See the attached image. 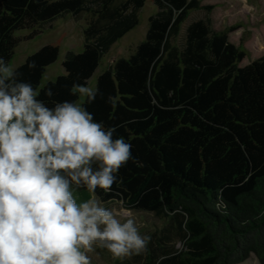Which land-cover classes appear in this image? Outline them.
Wrapping results in <instances>:
<instances>
[{
    "label": "trees",
    "instance_id": "obj_1",
    "mask_svg": "<svg viewBox=\"0 0 264 264\" xmlns=\"http://www.w3.org/2000/svg\"><path fill=\"white\" fill-rule=\"evenodd\" d=\"M146 1L0 0V57L9 63L22 41L61 16L83 18V49L66 51L64 73L41 83L60 54L52 43L13 68L49 107L77 103L72 85H88L102 56L139 23ZM152 1L145 39L97 76L103 95L81 101L106 129L116 127L114 138L131 144L136 162L119 170L109 191L73 186L77 203L96 198L130 211L150 240L123 257L94 246L91 264H240L253 254L264 264V53L239 65L246 52L213 28L212 3ZM192 9L203 15L176 43Z\"/></svg>",
    "mask_w": 264,
    "mask_h": 264
},
{
    "label": "clouds",
    "instance_id": "obj_2",
    "mask_svg": "<svg viewBox=\"0 0 264 264\" xmlns=\"http://www.w3.org/2000/svg\"><path fill=\"white\" fill-rule=\"evenodd\" d=\"M17 75L0 57V264H91L94 246L114 257L145 250L150 237L133 219L121 222L98 199L77 203L73 195V186L111 190L119 170L136 162L131 144L79 103L49 107ZM70 94L87 103L103 95L78 83Z\"/></svg>",
    "mask_w": 264,
    "mask_h": 264
},
{
    "label": "rangeland",
    "instance_id": "obj_3",
    "mask_svg": "<svg viewBox=\"0 0 264 264\" xmlns=\"http://www.w3.org/2000/svg\"><path fill=\"white\" fill-rule=\"evenodd\" d=\"M201 3H212L214 8L211 12L212 26L216 30L228 34L230 41L235 43L246 56L239 65H245L264 53V0H200ZM157 10L152 0H147L139 12V23L119 38L111 48L102 56L99 66L88 81L89 87H95L97 76L119 57H128L133 53L143 39L149 27V16ZM203 15L199 9L190 10L188 19L182 24V32L175 40L180 43L187 23L193 17ZM85 20L76 19L68 13L57 18L51 26L46 27L35 37L22 41L15 50L9 65L15 68L22 63L28 54L34 52L44 44H56L60 48V54L56 61L51 63L44 73L41 83L55 79L57 75L64 73L63 59L67 50L81 51L84 44ZM28 31L21 30L17 34L24 35ZM84 97H79L78 102ZM114 215L121 222L133 219L134 215L123 209L119 204L109 206ZM139 222V219H136ZM91 257V252L88 253ZM240 264H260L253 254Z\"/></svg>",
    "mask_w": 264,
    "mask_h": 264
}]
</instances>
